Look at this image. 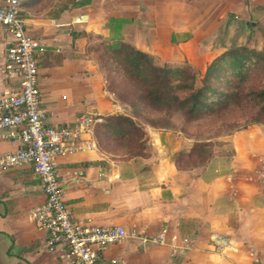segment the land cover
Listing matches in <instances>:
<instances>
[{
  "label": "crops",
  "instance_id": "obj_1",
  "mask_svg": "<svg viewBox=\"0 0 264 264\" xmlns=\"http://www.w3.org/2000/svg\"><path fill=\"white\" fill-rule=\"evenodd\" d=\"M198 7L218 13L212 19L222 18L221 27L205 26L206 16L191 15ZM18 16L26 35L51 49L50 64L68 53L67 63L74 74L78 70L77 82L68 79L73 69L65 62L64 71L50 67L40 82L38 76L42 108L55 126L70 124L84 112L105 116L125 107L110 93L102 96L100 72L89 62L98 41L120 39L154 58L167 29L173 32L168 45L194 44L206 55L205 68L242 28L255 32L249 45L264 51V0H24ZM215 36L222 41L214 44ZM6 42L0 28V96L15 90L3 72ZM80 61L87 64L79 69ZM42 70L38 67V73ZM140 125L149 147L144 158L124 159L97 146L55 162L71 218L87 227H120L126 234L106 250L105 264H264V126L221 137L220 148H212L204 165L178 170L173 156L193 140ZM11 132L0 130V136ZM17 147L0 139V155ZM43 200L29 166L0 174V264H70L61 260L59 249L46 248L44 232L29 218ZM156 235H163V244L143 245L136 238Z\"/></svg>",
  "mask_w": 264,
  "mask_h": 264
},
{
  "label": "trees",
  "instance_id": "obj_2",
  "mask_svg": "<svg viewBox=\"0 0 264 264\" xmlns=\"http://www.w3.org/2000/svg\"><path fill=\"white\" fill-rule=\"evenodd\" d=\"M90 52L107 91L129 110L128 115H105L94 127L96 144L106 153L124 159L146 157L147 137L141 123L190 136L186 127L206 118L222 124L223 115L238 110L242 130L264 126V51L246 47L223 51L206 65L197 88L195 72L189 67L159 64L120 39L102 41ZM240 121L229 126L237 127ZM211 149L210 142L194 140L186 151L174 154L172 161L178 170L200 167L210 159Z\"/></svg>",
  "mask_w": 264,
  "mask_h": 264
},
{
  "label": "built area",
  "instance_id": "obj_3",
  "mask_svg": "<svg viewBox=\"0 0 264 264\" xmlns=\"http://www.w3.org/2000/svg\"><path fill=\"white\" fill-rule=\"evenodd\" d=\"M23 1L1 0L0 4V28L7 41L3 72L15 80V90L0 96V130H12L0 139L18 144L14 152L0 155V174L29 166L44 198L30 211L29 218L44 232L46 248L59 249L61 260L70 264H101V253L126 234L120 227H87L71 218L57 179L55 159L96 150L93 130L103 116L84 112L70 124H51L48 112L40 106L38 89L37 57L45 48L24 31V22L18 16ZM136 238L143 245L164 242L163 235ZM170 242L175 244L173 239Z\"/></svg>",
  "mask_w": 264,
  "mask_h": 264
},
{
  "label": "rangeland",
  "instance_id": "obj_4",
  "mask_svg": "<svg viewBox=\"0 0 264 264\" xmlns=\"http://www.w3.org/2000/svg\"><path fill=\"white\" fill-rule=\"evenodd\" d=\"M75 7H77V6H75ZM203 10H204V7H198L196 13H192L191 14L190 12H188V15L191 14V15H194V17L201 16L202 18L206 16L207 17L206 19H208V20H206V21L204 20L205 26L206 25L209 26V24H210V25H212V27L220 28L221 25H222L221 22L223 21L222 18L217 19V20H213L212 19L213 16L215 17L218 13H215L213 11L210 14H205V13H203ZM226 16H228V19H231V15L226 14L225 17ZM209 17H210V19H209ZM120 25H121V20H118L116 22L115 26L120 27ZM169 32H172V31H169L167 29H162L160 38L163 39L162 42L164 41V43H163V45L157 46V48L155 49V54L159 55V56L158 57L154 56V59L159 64L177 65L176 63H178V64L182 65V67H189V68H190V66H193L192 69H194L196 71V73H194L196 75L195 76V87L196 88L199 87L200 86V79H201V76H202V74L204 72L203 68H204V66H205V64L207 62L206 61V59H207L206 55L196 51L195 48H194V44L187 43V42L184 43L183 45H181V48L174 49L171 45H168V43H167V35L169 34V36H170ZM254 35H255V32H251V31H249V29H246L245 31L242 30V28H240L237 31L235 30L233 32V35L230 36V38L231 37L232 38H231V40H229V45H228L227 50H231V49H234V48H237V47H246L248 49L250 48V49L254 50V48L251 45H249L250 44L249 40H251L254 37ZM216 36L213 39L214 40V44H216V42L220 43L222 41V38H223V36H221V37H219V36L216 37ZM237 36H242V38L240 39V41L238 43H236V37ZM97 39H100V38L97 37ZM101 42L102 41H98L96 43V45H94V46L98 47V45ZM259 51H262V49H260ZM179 52H183L185 54V55H183V56H185V58H183V56ZM51 53H52L51 49H49L47 47V48H45V53H43L41 56L37 57V63H38V61H40V63L37 66L39 67V69H42V68L44 69V70H42V74L38 73L39 82H40V77H45V69L47 70L48 68L51 67L52 69H55V71L56 70L57 71L58 70L64 71V69H62V64L64 62H65V64H68L67 65L68 66L67 67L68 70H72L73 69L71 71V77H69L68 79H70L71 81L75 80L77 82L76 79H79L78 70H76L77 73L74 74V70L75 69L73 68V65L67 63V61H68V59H67L68 53H67V56H60L61 60H59L58 58L53 59L52 64H50L48 62V56L52 58L53 55H51ZM212 56H213V54H212ZM89 60L88 61L90 62V64L91 63L93 65L96 64V61H95L94 58L93 59H89ZM183 60H184V62H182ZM84 62L85 63L80 61L79 65H78L79 69L82 68L83 66H85V64H87L86 61H84ZM100 75H101V77H100L101 80H100V85L99 86H100L101 92L102 93L105 92V94L102 95V96L103 97H107L106 94L109 93V92L107 91V88H106V82L104 81L103 76H102L101 73H100ZM254 75L258 76V78L260 76V75H257V74H254ZM98 77H99V75H98ZM9 81L12 84H15V80L14 79L9 80ZM94 81H95V79L92 80V83H94ZM251 82L252 83H257V80H255V78H251ZM262 82L264 83V79L262 80ZM55 86L59 87L58 90L61 91L62 87H61L60 84L55 85ZM92 87H93V89H96L95 85H92ZM65 89H70V86H68ZM111 97L114 99L113 96H111ZM105 100H108V99L106 98ZM40 106L42 107V99L41 98H40ZM121 108L122 109H120V110L115 109L114 112H116V114H123V115H128L129 114V110H128V108H126V106L125 107H121ZM240 116H241V114H240V112H238V110H236L234 112H228L225 115H223V117L225 119H223L222 124H221V122H219L218 120H216L214 118H206V119L202 120L201 122H199L198 124L186 127V130L189 131L190 136H186V135H184L181 132H179V134L181 135L182 138L184 136L187 139H189V138L192 139L193 141L195 140V141H202V142H210L212 144V148L217 150L218 148H220L221 137H225V136L229 135V133H233L236 130H239V131L242 130L244 125H243V120L241 119ZM237 120H241L237 127L236 126H234V127L233 126H229L230 122L237 121ZM256 126H262V125H249V126L245 127V129H248L250 127H256ZM171 131H174V130H170V132ZM176 132L177 131H174L173 133L171 132V134H175ZM216 132H218V133H216ZM146 147H147V149H146L145 152H147L148 148H149L148 145H146ZM214 149H213V151H214ZM57 158H59V157H57ZM56 159H55V162H56ZM114 246H115V244L112 245V246L106 247V249L101 253V260H102L101 264H105L104 254H105L106 250H108V249H110V248H112Z\"/></svg>",
  "mask_w": 264,
  "mask_h": 264
}]
</instances>
